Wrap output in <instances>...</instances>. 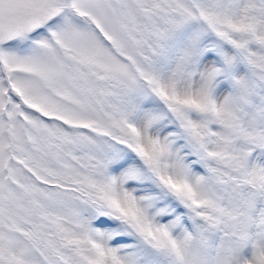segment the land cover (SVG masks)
<instances>
[{"label":"snow or ice","instance_id":"snow-or-ice-1","mask_svg":"<svg viewBox=\"0 0 264 264\" xmlns=\"http://www.w3.org/2000/svg\"><path fill=\"white\" fill-rule=\"evenodd\" d=\"M0 264H264V0H0Z\"/></svg>","mask_w":264,"mask_h":264}]
</instances>
